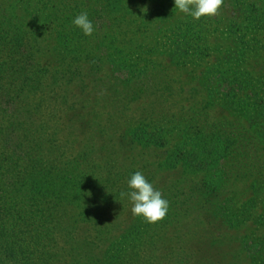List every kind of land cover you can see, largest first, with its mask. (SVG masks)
<instances>
[{
	"label": "trees",
	"instance_id": "trees-1",
	"mask_svg": "<svg viewBox=\"0 0 264 264\" xmlns=\"http://www.w3.org/2000/svg\"><path fill=\"white\" fill-rule=\"evenodd\" d=\"M160 1L0 0V101L8 97V103L14 105L6 116L7 110L0 108V264H135L139 262L138 252L144 249L143 242H153L154 237L142 235L140 226L134 223L106 243L108 223L94 213V207L101 211L99 204H94L98 200L106 202V191L115 181L84 174L76 169L80 164L75 159V170L57 166L60 170L54 171L56 164L50 166L45 152L47 147L50 153L57 149L55 135H48L45 127L36 128L46 82L58 84L62 77L82 74L77 54H83L80 49L90 44L93 48L98 38H103L107 46L103 57L112 60L115 70L122 73L115 78L117 84L128 87L134 69L141 72L144 82L136 84L133 97L146 94L143 84L152 85L153 93L160 94L162 85L168 88L170 84L166 81L168 71L185 68L187 78L198 85L192 92H206V107L214 104L217 95L225 99L235 96L243 102L253 99L261 118L255 115L254 121L250 115L240 116L233 121L237 125L233 133H227L215 120L188 125L202 116V110L189 111L194 118L180 125L186 140L182 135L180 142L165 150L158 167L182 169L189 183L199 178L190 188V196L169 188L163 198L175 194L173 200L189 209L198 197L200 210L206 208L203 214L221 221L228 231L247 232L241 238L238 255H244L249 264H264V81L254 82L255 73L264 71V0H224L218 15L199 21L183 13L174 17L178 11L175 3L166 9ZM81 12H87L93 23L91 36L72 24ZM179 20H188L191 25L180 32L176 26ZM238 20L244 27H239ZM104 29L109 34L101 36ZM209 30L217 35L229 32L231 40L226 41L232 42L225 43L224 48L202 42L209 37ZM250 32L255 35L253 39L246 38ZM162 34L169 44L158 39ZM40 39L63 56L57 62L59 68L50 61H40ZM138 51L147 57L142 61L150 68L139 70L134 60ZM212 56L214 60H210ZM159 57L167 62L163 64ZM154 61L161 63L156 65ZM231 65H236L234 71ZM201 67H205L204 72L196 71ZM87 76L92 77L90 73ZM254 89L255 94L250 95ZM224 103L228 110L232 108V101L230 105ZM161 114L167 116L162 110ZM173 123L170 119L161 127L158 120V124L130 127L131 146L145 151L166 147L171 130L167 127ZM45 136L51 140L48 142ZM239 147L248 167L242 174L230 167L234 164H229L232 157L227 152ZM86 222L97 227L96 239L77 237L80 223ZM61 238L67 248L57 244Z\"/></svg>",
	"mask_w": 264,
	"mask_h": 264
},
{
	"label": "rangeland",
	"instance_id": "rangeland-1",
	"mask_svg": "<svg viewBox=\"0 0 264 264\" xmlns=\"http://www.w3.org/2000/svg\"><path fill=\"white\" fill-rule=\"evenodd\" d=\"M160 2L167 6L166 9H170L169 5H173L174 0H161ZM141 8H145V5H142ZM171 8L173 9V7ZM165 11L162 9L163 14ZM222 12L224 13V11ZM180 14L178 10L174 17ZM179 21L176 26L180 32L191 25V23L188 24V20ZM110 23L108 21L107 24L110 25ZM238 24L239 27H244L240 26L242 22L239 20ZM207 33L209 37L202 42H208L210 45L217 43L221 48L225 47V43L232 42L230 41L231 35L227 31L218 35L213 30H209ZM108 34V30L104 29L100 35ZM252 34L253 32H250L246 38L253 39L255 35ZM226 38L230 40L226 41ZM158 39L161 42L170 43L163 34ZM103 42V38H98L94 42L93 48L90 44L85 50L80 49L83 54L77 55H79L78 58L84 69L81 70L82 74L62 77L58 84H51L50 81L45 84L46 91L41 94V98L44 100L43 109L38 115L36 128L45 127L48 135H55L53 138H56L57 147L52 153L48 151L47 147L45 159L50 161V166L56 164L54 171L63 170L65 167L68 170H75L73 167L78 162L80 166L77 163L78 168L76 169H81L84 174H93L98 178L109 177L115 181L113 186L110 185L111 188L106 191L108 193L106 202L98 200L94 204V206L99 204L98 206L101 207V211H95L94 207V213L97 212L102 221L108 223L109 229L105 234L108 238H106V243H110L113 239L124 234L134 223L140 226L142 235L154 237L153 242H149V245L143 242L144 249L138 252L139 262L135 264H249L244 255H240L241 257L238 255V253L241 254V238L247 232L228 231L221 221L212 220L208 215L203 214L206 208H204V212L200 210L202 205H198L200 201L197 196L194 205L188 209L180 207L178 202L173 200L176 197L175 194L169 197V193L168 196H164L169 202L166 217L160 222L149 224L144 222L141 217H134L131 214L129 199L121 198L120 193L129 191L126 183L131 175L139 171L155 189L161 191L162 195L171 188L173 193L177 191L179 194L190 196V188L197 184L199 178L194 184L193 182L189 183L183 175L182 169L165 170L162 166L158 167V163L160 161L163 163L166 156L165 150L180 142L182 135L185 136L180 132V125L188 122L189 118H194L189 111L191 112L192 109L202 110V116L194 119L192 124L188 122V125H196L197 122L202 124L205 121L212 123L215 120L222 124L227 133H233V130H237V125L233 121L240 116L248 117L250 115L253 120L255 115L260 117L259 114H256L259 112H256L255 102L253 99L243 102L235 100V96L225 99L224 96L217 95L214 97L216 99L214 104L206 107L207 99L204 100L207 97L206 92H192V89L198 85L192 83L189 77L187 78L188 69L185 68L180 70L174 68L168 71L166 81L170 84L168 88L163 84L160 94L153 93L152 85L143 84L146 94L133 97L132 91L136 90V84L144 82L140 77L141 72L134 69L131 75L133 82L128 87L117 84L116 79L122 73L115 70L112 60L103 57L107 53V46ZM37 46L43 49L40 60L43 61V64L50 61L55 67H60L57 62L63 60L61 54L55 50L51 51L43 39L39 40ZM140 51L135 54L134 60L135 64L139 63V70H142L147 67L142 61L147 57L141 56ZM213 53L216 56L215 52ZM222 54L226 55L224 51ZM159 58L163 64L167 62L165 59ZM210 60H214V57L212 56ZM161 62L154 61L153 63ZM54 66L51 67V70L55 69ZM231 68V71H234L236 65H231ZM241 69L242 72L243 66ZM196 71L204 72L205 67L196 69ZM261 71L255 73L254 82L264 81V71ZM88 73L91 74V78H88ZM243 93L245 92L243 91ZM243 93H240L241 98L245 96ZM249 94L254 95L255 89L251 90ZM261 95L264 97V91ZM231 101L234 105L232 103V108L228 110L224 102H228L230 105ZM2 102L0 101V108L7 110L6 116L14 105L8 103V97H2ZM160 110L167 116L160 115ZM170 119L174 123L167 127L171 130L170 134L168 133L166 147L145 151L142 147L131 146L130 127L158 124V120L160 126L164 127ZM225 123H229L228 127ZM45 139L48 142L51 140L48 136H45ZM46 144L49 146L48 143ZM240 149L239 147L237 151L234 149L227 151L232 157L229 164H234L230 167L236 174H242L248 170V167L244 166L245 160L240 155ZM137 154L138 157L135 156ZM117 175L119 180H115L118 179ZM175 184L180 186L175 187ZM240 186H243L242 182ZM116 187H121L122 190H115ZM119 191L120 193H118ZM96 229L97 227L93 223H80L77 237L96 239ZM61 241H63L62 238L57 242L60 244L59 247L67 248L64 241V244Z\"/></svg>",
	"mask_w": 264,
	"mask_h": 264
},
{
	"label": "clouds",
	"instance_id": "clouds-1",
	"mask_svg": "<svg viewBox=\"0 0 264 264\" xmlns=\"http://www.w3.org/2000/svg\"><path fill=\"white\" fill-rule=\"evenodd\" d=\"M175 9L194 20L202 17H214L219 14L224 0H174ZM85 36L94 32L93 23L89 20L87 12H81L72 21ZM129 191L121 192V198H128L131 203V214L141 217L144 222L155 224L162 221L168 212L169 202L163 198L161 191L155 189L148 182L143 173L137 171L131 175L128 182Z\"/></svg>",
	"mask_w": 264,
	"mask_h": 264
}]
</instances>
